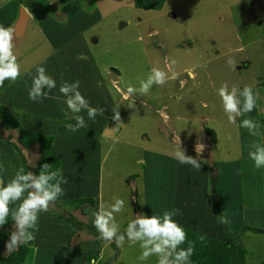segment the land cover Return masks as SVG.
<instances>
[{
  "label": "rangeland",
  "instance_id": "1",
  "mask_svg": "<svg viewBox=\"0 0 264 264\" xmlns=\"http://www.w3.org/2000/svg\"><path fill=\"white\" fill-rule=\"evenodd\" d=\"M249 1L164 0L150 10L132 0H0V25L15 18L17 5L31 15L8 53L0 33L3 61L21 70L50 60L40 80L24 78L20 95L72 78L69 95L83 112L58 137L59 195L45 177L53 164L42 156L44 140L25 144L30 136L0 121L15 174L0 173V259L170 264L167 229L179 216L183 224L175 225L241 249L244 264H264V16L244 26ZM68 48L76 63L61 74L51 64ZM9 96L0 109L11 116ZM248 148L255 158L238 157ZM200 201L210 213L196 219L190 205ZM49 238L55 246L46 247Z\"/></svg>",
  "mask_w": 264,
  "mask_h": 264
},
{
  "label": "crops",
  "instance_id": "2",
  "mask_svg": "<svg viewBox=\"0 0 264 264\" xmlns=\"http://www.w3.org/2000/svg\"><path fill=\"white\" fill-rule=\"evenodd\" d=\"M14 2H13V4H15ZM56 4H57V1H48L47 7L56 8ZM15 7L17 9H19V5L15 6ZM22 8H24V7H22ZM48 14H50V13H48ZM17 16H18V14L16 13L15 18L12 20L10 19L11 23L7 22L4 25H2V24L0 25V33L3 34V35H1V37L5 36V38H7L6 51L9 48L10 49L14 48V40L15 39H19V38L23 37V35L25 34V31H26V28L29 24L28 21L30 22V20H31V15L28 13V18L26 21L25 30H24L23 34L21 35V37L17 38L13 34V27H14V23L17 19ZM45 16H46L44 18L45 20L52 21L54 24H56V21L54 19H52L54 17L47 15V14ZM38 18H36L37 20H35L33 22L35 23V26L38 27V29H40V24H39L40 19H38ZM9 23H10V27H11V30H10L11 31V38L7 32V30L10 29V28H8ZM7 24H8V27H7ZM5 25H6V27L3 28ZM0 49H3V48L1 47ZM70 49H72V47H70ZM70 49L68 48L66 50V52H62L61 54L58 53L56 55V59L59 62H57L55 64V66H53V64H51L52 67L58 68L61 74L64 72L65 69H67V68L70 69V67H69L70 63H73V65H74V63H76L77 57H76V55H74V53L72 51L71 52L69 51ZM10 51H12V50H10ZM7 53H8V51H7ZM70 53H73V56L70 55ZM12 54H16V52L12 51ZM46 57H47L46 59L43 58V60H40L38 63H36L35 67L33 66V67L29 68L27 66V67H23L21 70L20 69L17 70L15 68L13 70V65L11 66V65H9L8 62H4L3 58H2V54H0V67H2V66L6 67L7 69H5V71L7 72V74L10 75L9 78H6V80H2V76L0 77V103H3L1 101L2 97H7L9 95L14 94V97H11L10 100L13 101V104L16 105L15 106L16 109L14 110L11 108L8 110V112H10L11 116L16 121H18L20 123V125L24 128V130L26 132L43 134V135H48V136L53 137L51 146L49 148V152L52 156H55L58 158L57 160L59 161V165L57 167V180L53 184L52 189L54 190V192L58 193V195H59V182L61 179V172H62V160H61L62 154L59 152H60V149L62 148V146H61V142H59L60 140L58 139V137L60 136V134L64 128L66 129L67 127H70L71 125L72 126L70 128L75 126V125L73 126V124L76 122L75 117H74V119H72L70 117L75 116L74 115L75 112H78L79 115L83 116V112L81 111L82 106H79L81 104V99H77L74 96L69 95L70 89L72 88V85H74L72 78L68 79V82L63 80V82L60 83L58 86L54 82H52L53 84L51 82H46V83L42 82V84H39V87H41V86L45 87V90L41 89L38 93H35L34 95H29V97L25 96V95H20L22 92L21 91L22 89H24V88L27 89L25 84H24L26 80H28V81L30 80V82L34 83L35 79L40 80L43 77V75L46 74L45 71H47V69H48L46 64L50 65L49 57L48 56H46ZM80 66H81V63L79 64V68H80ZM36 67H38V68L36 69ZM190 72L191 71L188 70L187 75L189 76V78H193L192 73H191L192 76H190ZM34 75H35V77H34ZM20 76H21V79L19 80ZM24 78L26 80H24ZM55 85L57 86L56 93L54 91ZM98 86L101 89H103V88L106 89V87H103L101 85H98ZM49 91H51V92H49ZM65 93L68 95V99L66 98V101H63L62 99H64ZM106 93L109 94L108 89H106L105 94ZM17 95H19V96L16 97ZM110 99L112 102L111 96H106V100L108 102ZM62 103H63L62 106L64 107V109H66L63 116L59 115V110H60L59 105ZM0 106L3 107L2 104H0ZM48 106L51 107L50 113L48 112ZM56 106H59L57 110L55 109ZM99 110H98V112H99ZM99 114L100 115H98V116H102L101 117L102 120H104V118H106V116L104 114L103 115H102V113H99ZM109 116H111V115H109ZM237 116H239V114H237ZM70 120H72V121H70ZM66 121H70V122L66 123ZM58 124H59L58 129L55 130V126H57ZM93 126L94 125H90L89 128H91ZM96 126L99 128V125H95L94 127H96ZM76 127L78 128V126H76ZM47 129L49 131H47ZM94 131H95V129H94ZM97 135H99V130H98ZM241 140H242V138H241ZM55 144H56L57 148H58V144H60L59 150L55 149ZM3 146H6V145H3V143H0V173H3L5 176H9V175L15 176L14 171H13V167H12V162H13V159H11L12 156L5 148H3ZM63 150H67V149L65 148ZM248 150H249V154L245 152V154H243L241 156V154H242V151H241L240 154L238 155V157H241L244 160L245 159L249 160L250 157L255 158V156H256L255 151L251 152V150L249 148H248ZM239 160L241 161V159L238 158V165H239L238 167L241 169V162H239ZM2 164H5V172H3ZM190 207L193 208L192 211L195 213V215H193V216L196 219L199 217H203V215H201V213H210V212L204 211V209H206V207L203 204L201 205V201L195 202L194 206L192 207L190 205ZM185 211H187V210H185ZM193 216L191 215V217H193ZM179 218H180L179 216L175 218L176 219L175 224H183L182 222H180L178 220ZM53 223L54 222H51V224H53ZM59 231H61V230H57V233L55 235V238H57V242H59V240L61 238ZM50 245L55 246V245H53L51 238H49L47 240L46 247L50 246Z\"/></svg>",
  "mask_w": 264,
  "mask_h": 264
},
{
  "label": "trees",
  "instance_id": "3",
  "mask_svg": "<svg viewBox=\"0 0 264 264\" xmlns=\"http://www.w3.org/2000/svg\"><path fill=\"white\" fill-rule=\"evenodd\" d=\"M164 0H132V5L140 9H150L159 10L163 4ZM6 118L13 126L19 128L21 133L28 135L31 139L25 141V144H29L35 141L44 144L42 148V156L48 158L52 162L53 167L51 169L44 168V166L39 162L38 167L45 171L50 182L54 183L57 178V160L50 154L49 145L51 141V136L29 133L21 129L16 121L5 111L0 109V121H4ZM40 139V141L38 140ZM212 141L214 138L212 137ZM28 144V145H29ZM47 186V185H46ZM0 225L5 226V219L0 220ZM167 229V228H166ZM168 243H167V253L169 255L170 264H244V253L238 247H233L229 245L226 241H218L215 238L206 237L203 235H198L189 229L182 228L177 225H172L168 227ZM3 231H0V248L2 246ZM22 259V258H21ZM19 260L11 262L8 259H0L2 264H19Z\"/></svg>",
  "mask_w": 264,
  "mask_h": 264
},
{
  "label": "water",
  "instance_id": "4",
  "mask_svg": "<svg viewBox=\"0 0 264 264\" xmlns=\"http://www.w3.org/2000/svg\"><path fill=\"white\" fill-rule=\"evenodd\" d=\"M264 16V0H250L249 9L247 16L243 21L244 26L249 24H259L262 22ZM28 18V13L24 8L19 7L18 16L14 23L13 34L15 37L19 38L23 34L26 26V21Z\"/></svg>",
  "mask_w": 264,
  "mask_h": 264
}]
</instances>
